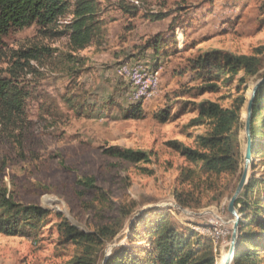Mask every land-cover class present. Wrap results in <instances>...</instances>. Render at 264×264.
Wrapping results in <instances>:
<instances>
[{
    "label": "rangeland",
    "instance_id": "374dc122",
    "mask_svg": "<svg viewBox=\"0 0 264 264\" xmlns=\"http://www.w3.org/2000/svg\"><path fill=\"white\" fill-rule=\"evenodd\" d=\"M98 1L102 32L83 51L73 52L67 36L45 37L36 25L11 31L0 42L1 77H9L19 50L45 46L59 51L42 62L31 61L21 74L28 96L20 128L11 132L0 125V180L17 202L50 211L20 235L0 233V264H77L88 249L95 264H102L115 250L134 247L131 239L142 240L138 245L147 250L155 238L146 221L161 218L209 238L217 264L224 263L234 220L228 205L244 171L246 103L264 79V0H125L139 9L136 17L125 15L119 0ZM168 11L180 17L177 42L170 41L159 57L149 50L140 58L142 45L172 21L153 23L145 14ZM70 21H62L59 30ZM215 51L258 57L261 69L250 78L243 72L224 76L216 92L188 91L202 85L195 73L186 72L189 62ZM138 68H144L143 75L160 73L155 96H134L128 71ZM242 97L237 173H203L168 145L196 148L198 137L208 133V124L192 125L198 117L194 105L212 101L229 108ZM141 99L142 119L121 115L118 106ZM164 109L173 118L163 124L156 116ZM111 147L150 152L152 162L119 161L106 154ZM253 175L264 180V157L252 161L249 179ZM87 177L95 179L96 190L79 184ZM123 210L130 215L125 220ZM109 227L117 235L102 246L100 240L81 243L70 234L74 228L98 237ZM135 233L139 238H132Z\"/></svg>",
    "mask_w": 264,
    "mask_h": 264
},
{
    "label": "trees",
    "instance_id": "16d2710c",
    "mask_svg": "<svg viewBox=\"0 0 264 264\" xmlns=\"http://www.w3.org/2000/svg\"><path fill=\"white\" fill-rule=\"evenodd\" d=\"M118 7L130 17L139 15V9L125 0H119ZM182 11L183 9L178 10V12ZM99 12L98 0H0V42L11 31L36 25L45 37L67 36L72 51L77 53L87 49L100 36L103 26ZM70 17L71 21L66 24L64 30H59L62 21ZM144 17L153 23L163 22L172 17L168 30L150 37L140 48V58L149 50L159 57L166 50L164 48L169 46L170 41L177 42L175 30L181 23L180 17L175 16L171 11L147 13ZM57 52L59 51L45 46H33L15 53L14 64L9 69V77L0 76L1 126L11 132H15L13 128H20L19 124L23 122L22 117L25 114V102L28 96L24 87L20 85V76L26 72V69L31 68V61L42 62L54 57L53 53ZM68 54L76 64L77 58ZM261 65L262 60L255 56H234L222 51L200 55L189 62L186 72L195 73L202 85L188 91L216 92L223 84L224 76L231 78L243 72L245 78L254 77L258 75ZM143 103L144 100L141 99L133 101L127 107L118 106V108L124 118L139 120L144 117ZM245 103L246 99L242 97L229 108H224L212 101L194 105L193 109L197 111L198 117L192 125L196 126L204 122L209 125L208 133L198 137L196 148L177 142H170L168 145L187 161L200 166L203 173L208 175L237 173L240 162L239 126L242 123V110ZM184 105L187 107L190 104L185 102ZM156 118L164 124L173 117L169 110L164 109ZM251 132L252 158L256 162L260 156L264 157V145L259 144L261 140H264V83L257 91ZM106 154L132 164L152 162L151 153L146 151L111 147ZM79 184L89 191L97 189L93 177L82 178ZM262 188L264 189V180L260 182L253 175L236 206L240 215V234L233 264H264V196L260 194ZM49 215L50 211L42 207L26 206L17 202L8 187L0 180L1 234L20 235L26 228L36 227L37 223L44 221ZM121 216L125 220L130 215L123 210ZM149 221H146V226L151 228V235L155 239L150 241L147 250L138 245L142 240L131 239L130 242L134 247L115 250L107 259H104L102 264H217V257L209 238L197 234L193 229H184L177 223H172L169 218H161L155 222ZM117 232L112 231L110 227L103 228L99 230L97 237L70 228L72 236L70 237L81 243L83 241L91 243V239L92 242L100 240L99 245L102 246L105 241L112 240ZM132 238H139V235L135 233ZM92 253L93 250H86L83 253L84 256L77 260V264H95ZM218 264H223L222 260H219Z\"/></svg>",
    "mask_w": 264,
    "mask_h": 264
},
{
    "label": "water",
    "instance_id": "95a60500",
    "mask_svg": "<svg viewBox=\"0 0 264 264\" xmlns=\"http://www.w3.org/2000/svg\"><path fill=\"white\" fill-rule=\"evenodd\" d=\"M264 83V79L259 81L257 84L254 85L252 92L250 94V98L246 103V120H245V138H246V145L244 150V171L242 173L240 182L235 190V193L233 194L229 205H228V212L229 214L234 218L232 221L233 224V233L231 237L230 246L228 249V253L231 256L233 255L232 264L234 260V256L236 253V247L239 239L240 234V228H239V222H240V215L238 213V210L236 208L238 201L243 196L248 179H249V171L250 166L252 164L253 158H252V120H253V107L256 100V95L259 87ZM108 258V255L105 259Z\"/></svg>",
    "mask_w": 264,
    "mask_h": 264
},
{
    "label": "bare ground",
    "instance_id": "6f19581e",
    "mask_svg": "<svg viewBox=\"0 0 264 264\" xmlns=\"http://www.w3.org/2000/svg\"><path fill=\"white\" fill-rule=\"evenodd\" d=\"M144 68H138L128 74L132 77L133 85L135 87L134 96L137 98H151L156 95L158 89L160 88V73L159 72H152L142 74ZM132 72V70H131ZM130 77V78H131ZM233 255L231 256L228 254L225 262L223 264H232Z\"/></svg>",
    "mask_w": 264,
    "mask_h": 264
},
{
    "label": "built area",
    "instance_id": "2783aa9c",
    "mask_svg": "<svg viewBox=\"0 0 264 264\" xmlns=\"http://www.w3.org/2000/svg\"><path fill=\"white\" fill-rule=\"evenodd\" d=\"M155 72H157V70H156ZM205 233H206V232H205Z\"/></svg>",
    "mask_w": 264,
    "mask_h": 264
}]
</instances>
